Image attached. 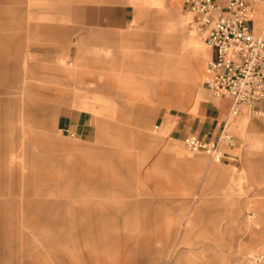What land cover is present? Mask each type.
<instances>
[{
  "label": "rangeland",
  "instance_id": "374dc122",
  "mask_svg": "<svg viewBox=\"0 0 264 264\" xmlns=\"http://www.w3.org/2000/svg\"><path fill=\"white\" fill-rule=\"evenodd\" d=\"M186 1L0 0V11L9 13L0 15L2 60L15 64L0 80V100L43 104V127L33 130L43 135V147L26 142L42 152L41 227L30 221L2 226V219L17 217L11 208L21 197L13 187L0 196V264H140L139 248L152 254L164 247L148 260L261 264L264 118L246 107L238 116L229 109L221 135L234 145L222 143V162L190 152L183 141L196 135L178 139L169 127L178 115L201 116L212 96L204 87L212 51L192 32ZM116 7L128 20L117 29L107 21L104 28L97 12ZM67 118L84 124L85 132L66 131ZM95 155L100 158L89 161ZM81 175L99 187L73 193ZM73 198L83 205L135 206V216L87 234L76 222L69 225ZM13 229L18 243H3L1 234ZM156 235L169 243L141 239ZM3 245L12 252H2Z\"/></svg>",
  "mask_w": 264,
  "mask_h": 264
},
{
  "label": "crops",
  "instance_id": "0c3cea01",
  "mask_svg": "<svg viewBox=\"0 0 264 264\" xmlns=\"http://www.w3.org/2000/svg\"><path fill=\"white\" fill-rule=\"evenodd\" d=\"M148 1L152 5L158 3V0ZM256 8L258 19L262 18L263 20L260 22L263 24L264 7L258 6ZM7 13L0 11L1 17H4L3 15H7ZM97 19L101 20L104 28L108 21L111 27L117 29L121 28L128 20V17L127 12L123 11L122 8L116 7L108 13L105 9L98 11ZM65 33L66 31L63 34L65 35ZM4 41L3 37H0V80L8 79L6 70L13 68L15 65L14 63L7 64L2 60L6 49ZM63 42L64 39L60 38L59 35L55 37L54 43L56 46H60ZM171 64L176 67L179 61L176 59L172 60ZM165 85L167 87H174L171 83ZM97 88L109 91V87L104 84H98ZM229 106L230 103L228 101L207 95V104L201 109V116L178 115L169 121V127L173 129V135L178 139L195 134L205 141L216 142L222 134L226 118L229 115ZM62 124L68 132L81 134L85 132L84 124L76 123L73 118L65 119ZM37 127H43V104H39L28 97L0 100V196L9 194L11 187H13L14 193L21 197L19 201L12 204L13 207L11 208L18 212L17 217L6 220L2 219V226L18 228L25 221H30L34 223L35 228L41 227V205L36 201L40 200L41 197L42 152L30 150L28 144H26L28 142L30 146H36L39 149L43 147V135H38L33 131ZM99 158V155H95L89 161ZM81 177L82 184L80 191L76 190V192H73L80 196L85 195L87 187L98 188L100 185V182L97 180H91L83 175ZM68 207L73 211L68 216L69 225L76 222L79 230L87 234L102 232L109 226H113L117 218L122 220V223L127 224L135 216L136 209L135 206L131 208H112L98 205H83L76 198L72 199ZM32 212L34 213V220L31 221L29 216ZM157 218H159L158 215ZM180 230L181 228L176 235H179ZM1 237L3 238V243H18L20 239V235H17L14 229L7 232L4 231ZM124 239L129 240L128 237H124ZM141 239H144L146 242H160L161 240L165 244H168L170 241V238L165 240V238L162 239L159 235L141 237ZM3 247L5 249L2 252H12L9 245H3ZM164 249L165 247L160 251L163 252ZM137 251L136 254L139 256L140 264H156L155 262H150L148 258L151 255L157 257L161 253L153 250L154 253L150 254L145 248H139Z\"/></svg>",
  "mask_w": 264,
  "mask_h": 264
},
{
  "label": "built area",
  "instance_id": "2783aa9c",
  "mask_svg": "<svg viewBox=\"0 0 264 264\" xmlns=\"http://www.w3.org/2000/svg\"><path fill=\"white\" fill-rule=\"evenodd\" d=\"M192 15L191 30L211 49L204 87L214 98L230 103V113L238 116L243 107L264 118V22L257 33V8L264 0H187ZM192 153H204L222 162V143L233 146L228 135L216 142L188 136L183 141ZM264 264V256H257Z\"/></svg>",
  "mask_w": 264,
  "mask_h": 264
},
{
  "label": "bare ground",
  "instance_id": "6f19581e",
  "mask_svg": "<svg viewBox=\"0 0 264 264\" xmlns=\"http://www.w3.org/2000/svg\"><path fill=\"white\" fill-rule=\"evenodd\" d=\"M261 28H262V27H260V25H259V27H257V29H256V32L258 33V32L260 31Z\"/></svg>",
  "mask_w": 264,
  "mask_h": 264
}]
</instances>
